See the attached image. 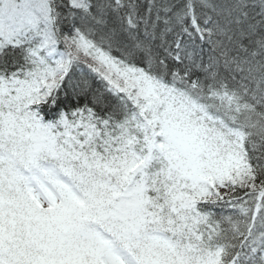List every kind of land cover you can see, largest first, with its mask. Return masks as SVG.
<instances>
[{
	"label": "snow or ice",
	"instance_id": "snow-or-ice-1",
	"mask_svg": "<svg viewBox=\"0 0 264 264\" xmlns=\"http://www.w3.org/2000/svg\"><path fill=\"white\" fill-rule=\"evenodd\" d=\"M0 264H264V0H0Z\"/></svg>",
	"mask_w": 264,
	"mask_h": 264
}]
</instances>
